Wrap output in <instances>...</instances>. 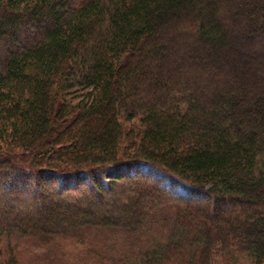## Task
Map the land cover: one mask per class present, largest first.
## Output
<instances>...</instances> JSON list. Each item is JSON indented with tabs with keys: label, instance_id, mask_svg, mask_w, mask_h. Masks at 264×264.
<instances>
[{
	"label": "trees",
	"instance_id": "1",
	"mask_svg": "<svg viewBox=\"0 0 264 264\" xmlns=\"http://www.w3.org/2000/svg\"><path fill=\"white\" fill-rule=\"evenodd\" d=\"M28 244L264 264V0H0V264Z\"/></svg>",
	"mask_w": 264,
	"mask_h": 264
},
{
	"label": "rangeland",
	"instance_id": "2",
	"mask_svg": "<svg viewBox=\"0 0 264 264\" xmlns=\"http://www.w3.org/2000/svg\"><path fill=\"white\" fill-rule=\"evenodd\" d=\"M125 172L127 171L113 170L106 172L104 174V180L109 181ZM136 172L141 174L153 173L152 169L146 165L138 167ZM33 219L34 216L30 218L32 221ZM28 222L29 221H27V223ZM96 238L97 236L95 239ZM28 245L30 247L27 245L20 246V256L18 255V257L22 264H92L95 261V259H92L94 255H90V259L83 262L84 255L82 256V254H85V249L83 250L78 245L74 244L63 245L67 247L59 249L56 254H54L55 249H53L52 246L40 248L32 244Z\"/></svg>",
	"mask_w": 264,
	"mask_h": 264
}]
</instances>
